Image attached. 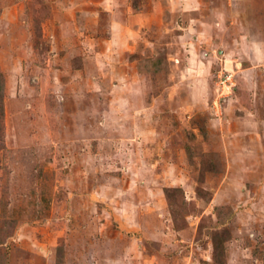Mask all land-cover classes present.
Masks as SVG:
<instances>
[{
	"label": "rangeland",
	"instance_id": "1",
	"mask_svg": "<svg viewBox=\"0 0 264 264\" xmlns=\"http://www.w3.org/2000/svg\"><path fill=\"white\" fill-rule=\"evenodd\" d=\"M1 115L0 264H264V0H0Z\"/></svg>",
	"mask_w": 264,
	"mask_h": 264
},
{
	"label": "trees",
	"instance_id": "2",
	"mask_svg": "<svg viewBox=\"0 0 264 264\" xmlns=\"http://www.w3.org/2000/svg\"><path fill=\"white\" fill-rule=\"evenodd\" d=\"M2 117V115L0 116V118ZM171 191H172V189H165V193H166V195H167V197L170 199L171 198V195H170V193H171ZM216 249H217V247H216Z\"/></svg>",
	"mask_w": 264,
	"mask_h": 264
}]
</instances>
